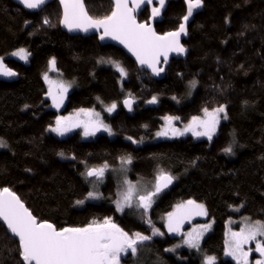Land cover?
Here are the masks:
<instances>
[{"label":"trees","instance_id":"1","mask_svg":"<svg viewBox=\"0 0 264 264\" xmlns=\"http://www.w3.org/2000/svg\"><path fill=\"white\" fill-rule=\"evenodd\" d=\"M85 5L93 18L110 15L113 7L109 0ZM153 7L157 5L137 15L140 23L148 22ZM185 15V0H167L156 32L176 31ZM60 18L57 1L30 13L0 0V59L16 73L0 78V189L15 193L39 222L57 230L111 219L129 236H148L141 223L110 204L116 183L109 177L102 190L107 201L77 203L90 191L88 169L105 164L116 168L122 158L131 157L132 181L153 183L162 170L175 185L162 192L150 211L161 240L142 242L122 264H201L186 250L167 251L175 238L166 235L162 220L188 200L202 204L214 224L202 242L201 256L215 257V264H234L224 257L226 223L246 218L264 222V0H203L183 41L187 57L171 60L161 80L139 70L120 49L100 45L96 36L69 37ZM21 48L29 54L27 64L10 57ZM52 59L57 74L72 87L61 113L49 108L43 81ZM108 60L119 62L127 76L101 62ZM194 90L186 101L187 92ZM153 96L157 103L149 104ZM130 97L134 102L127 112L123 101ZM113 103V114H105ZM221 106L227 119L211 140L133 143L151 140L165 116L179 117L178 124L185 126L192 117H202L205 108ZM81 109L102 113L115 137L85 141L78 133L62 139L49 134L59 114ZM229 146L232 151L226 153ZM17 243L0 223V264H21Z\"/></svg>","mask_w":264,"mask_h":264},{"label":"snow or ice","instance_id":"2","mask_svg":"<svg viewBox=\"0 0 264 264\" xmlns=\"http://www.w3.org/2000/svg\"><path fill=\"white\" fill-rule=\"evenodd\" d=\"M27 9H38L46 3V0H19ZM63 7V18L61 23L69 30L89 31L95 29L100 32V39L110 38L123 44L137 59L141 65H146L155 75H159L163 68H157L160 63L159 58L164 57L167 61L169 52L183 54L186 50L180 43L181 34H187L186 22L193 15L195 9H199L203 5V0H185L187 4V15L183 17L185 23L179 25L178 30L158 35L148 23L137 22L134 11L141 5L152 4L153 0H131L132 7H129V0H113L114 8L110 15L102 18H93L86 10L84 0H59ZM159 7L151 9L152 17L159 16L161 9L165 5V0H158ZM44 23L49 21L45 18ZM12 55L18 56L20 59H27V51L23 48ZM103 63L113 64L116 71L121 77H126L127 72L124 67L116 61H101ZM50 68L55 70L56 61L53 59L49 62ZM0 75L15 76L16 73L8 69L2 59H0ZM44 79L51 85L53 82L48 80L47 74ZM196 82L192 81V87ZM58 95L52 96L53 106L59 107L63 101L64 94L67 93L69 84L63 82L57 85ZM51 95V89L49 92ZM175 99V97L173 98ZM133 98L124 100L125 107L129 111L132 110ZM149 104L157 103V97L153 96ZM115 103L106 107V111L112 113L116 109ZM204 118L200 116L192 117L191 121L185 125L183 132L173 127V121L179 117L165 116L166 127L157 133L158 136H167L169 132L172 135H183L185 132H191L194 136H206L212 139L216 126L220 120V114L225 113L223 106L215 108L211 111L205 108L203 110ZM83 113L88 117L87 121L71 120L69 117L57 118L55 127L50 130L58 135H64L73 127H84V135H95L101 129L109 134L112 133L111 128L99 119V113L92 110L81 109L77 116ZM225 119L227 116L225 114ZM131 139V137H129ZM136 141H133L135 143ZM3 141H0V147H3ZM226 153H231L229 146L225 148ZM63 155V154H61ZM122 163H131V157L122 158ZM108 166L88 169L85 173L87 177L95 176L101 178ZM173 177L161 171L156 177L154 191L139 196V207L145 212L151 207L152 197L162 191L172 183ZM89 199L97 198L94 192L88 193ZM78 204L83 201H77ZM132 206V187L124 195L122 201H117V210L122 211L123 207ZM193 215H207L202 204H198L193 200L177 205V211L170 213L168 216L169 232H177L183 220ZM247 219V218H246ZM0 222L6 228V234L13 238H18L17 252L20 257L21 264H119L120 254L131 250L135 255L137 244L149 240L151 237L142 235L139 232L129 236L127 232L117 227L111 219H104L102 223L93 221L87 227L64 228L57 230L55 226L48 222H38L37 218L24 206L22 201L15 193L8 188L0 190ZM211 225H202L200 230L194 229L193 232L187 234L185 243L189 247L198 248L199 240L204 231L210 229ZM157 234V230H154ZM231 240L227 241L226 255L232 256L237 260V264L243 261L248 264L249 254L253 249L244 250V245L250 241L256 242L254 251L264 257V241L257 240V237H264V222L257 220L247 224L239 232L231 234ZM179 246V245H178ZM172 251V249H169ZM215 257H208L205 264H214ZM255 264H264V259L256 260Z\"/></svg>","mask_w":264,"mask_h":264},{"label":"rangeland","instance_id":"3","mask_svg":"<svg viewBox=\"0 0 264 264\" xmlns=\"http://www.w3.org/2000/svg\"><path fill=\"white\" fill-rule=\"evenodd\" d=\"M16 51H18V50H16ZM16 51H14V52H16ZM12 53L10 54L11 58H15V59L19 60L20 62H22L23 64H27L28 63L29 54L27 55V59L24 60V59H20L18 56L12 55ZM45 74H47L48 80L53 82L50 85L44 79L45 75H43V81H44V84L46 85V90H47L46 98L49 100V108L54 110V111H56V112H58V113H61V111L63 110V108L65 106V103H66V100H67V96L70 93L72 87L70 85V87L68 88L67 93L64 94V96H63L62 103L57 108V107L53 106L52 96L58 95L59 90H58L57 85L59 83H61V82L65 83V84H67V83L64 82V80L61 79L60 76L57 74L56 67H55V70H52L50 68V64L49 63H48V68H47V71H46ZM14 77L15 76H3V75H0V78H5V79H11V78H14ZM50 89H51V95H49ZM195 90L193 91V93L191 95H189V93L187 92L186 101H189L193 97ZM190 91H192V90H190ZM92 111L99 113L96 110H92ZM79 112H80V110L75 111V112H73L71 114H66V115L59 114L57 116V118H59V117H69L73 121H75V120L87 121L88 117H86L83 113H81L79 116H77V113H79ZM104 113L105 114H109V115L113 114V112L109 113L105 109H104ZM225 114H226V108H225V113H221L220 114V120H219L218 125L216 126V130H215V133L213 134L212 138L216 135L221 122L226 120L224 118ZM57 118H56V120H57ZM201 118H204V113H203ZM99 119L102 120L104 122V124H107L105 122L104 118H103L102 113H99ZM56 120H55V122H56ZM107 125L109 126V124H107ZM55 126H56V124L54 123L53 126L49 127L48 132H49V134H52L53 136H55L57 138H60V139L65 138V137H67V136H69V135H71L73 133H78L80 138H81V140H85V141L94 140L98 136H107L110 139L115 137V134H114L113 131H112L111 134H109L108 132H105L102 129L100 131H97L95 133V135L85 136L84 135V127L83 126L73 127V128H71L70 131H67L64 135H58L56 132H53V131L50 130L52 127H55ZM165 127H166V124H165V121L163 119V123H162L159 131H157L155 133V135L153 136V138L151 140H149V141H139V142L136 141L134 144L138 146V145L144 144L145 142L146 143H156V142H160V141H171V140L184 139L186 137H192L193 139H208L206 136H200V137L194 136L191 132H185L183 135H175V136L172 135L171 132H169V134L167 136H158L157 133L162 131ZM173 127L177 128V129H179L180 131L183 132L185 126L179 125L178 121L175 120V121H173ZM161 171L162 170H159L157 172V174L155 176V182L149 183V182H134V181H132L130 179V174H129V163L124 164V163L121 162L116 168H112V169L106 168L105 171H104V174H103V176L101 178L97 179L96 177H93V178H91L89 180V187H90V191L89 192H94L97 195V198L89 199L88 198V194H87V196L85 197V199H84L83 203H81V205L84 204V203H87V202L103 203V202H105V200L107 201V199L104 196L102 190H103V188H104V186L106 184V178L109 177L110 180H112L113 182L116 183V195L111 200L110 204L115 207L117 213H119V214H128L134 221H136L138 223H141V225L146 230L148 236L151 237L150 239L161 240V236H162L161 232L156 229V227L154 226V223L150 220V216L149 215H150V211H151L152 207L161 198L162 192L160 191L158 194H156L155 196L152 197L151 207L148 209L147 212H145L144 209H142V208H140L138 206L139 205V196L145 195L148 192H152V191L155 190L154 189V185L156 183V177ZM130 186L132 187V206L131 207L124 206L122 211H118L117 210V201H122L123 200V197L128 192V189H129ZM108 199H110V198H108ZM184 203H186V202H184ZM184 203H181V204H184ZM181 204H179V205H181ZM176 211H177V206L170 213H173V212H176ZM206 213H207V211H206ZM169 214L164 217V219L162 220V224H163V228H164V231H165L166 235L169 238H175L174 244L170 248V249H172V252L186 250L190 254H193V255L197 256L200 259V263L201 264H205V262L207 260V257L201 256V245H202V242L205 240V238L212 232L213 226H214L213 221L208 219V215H193L190 218L183 220V222H182V224H181V226L179 228V231H177V232H169L168 227H167ZM102 222H100V223H102ZM249 223H251V222H248L247 219H241V220H238V221L237 220H229L226 223V226H225L224 257L232 260L234 262V264H237V260L234 259L232 256H229V255L225 254L226 250H227V243L226 242L231 240V238H232L231 234L233 232H239L242 228H245L247 226V224H249ZM206 224H210L211 227L207 231H204L203 234L201 235L200 240H199L198 248L189 247L185 243V240L188 238L187 234L193 232L194 229L199 231L201 226L202 225H206ZM237 226H238V228H236ZM154 230H157V234H154ZM257 240L264 241V237H257ZM140 244L141 243L137 244L136 247H138ZM255 247H256V242L255 241H250L248 244L244 245V250L245 251H247L249 248L253 249V251L249 254L248 264H255L256 260L264 259V257H261L258 252L254 251ZM167 251H169V249ZM128 254L133 255L131 250L128 251V252L126 251V252L122 253V259H121L122 262H123V260H125L127 258ZM122 262H120V264H122ZM214 264H215V260H214ZM240 264H243V261H241Z\"/></svg>","mask_w":264,"mask_h":264},{"label":"water","instance_id":"4","mask_svg":"<svg viewBox=\"0 0 264 264\" xmlns=\"http://www.w3.org/2000/svg\"><path fill=\"white\" fill-rule=\"evenodd\" d=\"M11 2H13L14 4L18 5L19 7H21L24 11L26 12H30V13H36V12H40L43 8H45L48 4H50L51 2L53 1H57L58 2V5L60 7V11H61V18H60V26H61V29L63 32H65L69 37H81V38H90V37H94L96 36L98 38V42L100 45L102 46H105V45H111L117 49H120L129 59H131L136 65L137 67L139 68V70H142V71H145L146 73H148L150 75V77L152 79H155V80H161L163 79L164 75H165V70H166V67L168 66L169 62L171 60H178V59H185L187 57V54H188V50L185 48V52L183 54H179V53H176V52H169L168 53V57H167V61L165 62L164 61V57L161 56L159 58L160 60V63L157 64V68H163V71L160 72L159 75H155L153 74L152 70L150 68H148L146 65H141L136 57L123 45V44H120L118 41L116 40H112L110 38H105L104 40H101L100 39V32L96 31L95 29H90L89 31L85 32V31H80V30H74V31H69L62 23H61V20L63 18V7L62 5L60 4L59 0H46V3L44 5H42L40 8L38 9H27L24 7V5H22L19 0H9ZM87 1H90V0H84V3L87 2ZM113 7H112V10L114 8V2L113 0H109ZM153 4L157 5V7H159V3H158V0H153V3L148 5V4H145V5H141L140 8L136 9L134 11V16L137 20V15H139L146 7H149V6H152ZM166 4H167V0H165V5L164 7L161 9V13L159 16H156V17H152V15L150 16L149 20H148V24L152 27V29L156 32L155 30V24L156 23H159L161 22V17H162V14L163 12L165 11L166 9ZM86 7V5H85ZM129 7L131 8L132 7V3H131V0H129ZM87 10V9H86ZM199 9H195L194 12H193V15L191 17H189L188 21L186 22V29L189 25V23L191 22L193 16L198 12ZM186 15H187V4H186ZM138 22V20H137ZM183 23H185L183 21ZM178 30V29H177ZM157 33V32H156ZM158 34V33H157ZM159 35V34H158ZM187 38V34H181L180 36V43L181 45L183 46V41ZM184 47V46H183ZM126 100V99H125ZM133 105V104H132ZM123 107L124 109L127 111V112H131L128 110L127 107H125L124 105V101H123ZM95 177V176H93ZM93 177H89V178H93ZM175 185V181L174 179L172 180V183L169 184L167 187L163 188L161 192H165V191H168L170 190L173 186ZM2 190V189H0ZM17 196V195H16ZM24 204V203H23ZM25 206V205H24ZM26 207V206H25ZM27 208V207H26ZM39 222V221H38ZM2 224V222H0ZM3 225V224H2ZM4 226V225H3ZM5 228V226H4ZM6 229V228H5ZM13 238V237H12ZM15 239L16 241H18V238H13ZM130 251L127 250V252ZM122 259V253L120 254V261ZM120 261H119V264H120Z\"/></svg>","mask_w":264,"mask_h":264},{"label":"flooded vegetation","instance_id":"5","mask_svg":"<svg viewBox=\"0 0 264 264\" xmlns=\"http://www.w3.org/2000/svg\"><path fill=\"white\" fill-rule=\"evenodd\" d=\"M121 262V261H120Z\"/></svg>","mask_w":264,"mask_h":264}]
</instances>
